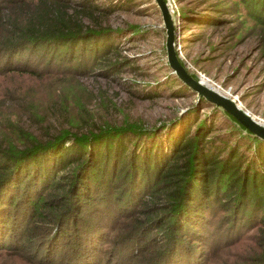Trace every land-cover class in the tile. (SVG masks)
<instances>
[{"label": "trees", "instance_id": "trees-1", "mask_svg": "<svg viewBox=\"0 0 264 264\" xmlns=\"http://www.w3.org/2000/svg\"><path fill=\"white\" fill-rule=\"evenodd\" d=\"M101 1L0 0V107L24 121L0 135V264H208L213 257L264 264V158L257 152L247 160L236 145L210 136L213 122L198 109L180 131L167 132L165 144L139 120L82 119L76 130L79 122L65 115L47 128L32 102L35 82H49L82 108L68 85L95 71L118 74L126 63L110 58L119 30L94 18L114 8ZM245 3L264 28V0ZM215 12L204 25L219 20ZM217 108L233 129L260 142ZM56 109L66 110V99L46 112ZM137 135L152 138L157 152L138 159L131 148ZM252 229L255 250L236 247Z\"/></svg>", "mask_w": 264, "mask_h": 264}, {"label": "rangeland", "instance_id": "rangeland-1", "mask_svg": "<svg viewBox=\"0 0 264 264\" xmlns=\"http://www.w3.org/2000/svg\"><path fill=\"white\" fill-rule=\"evenodd\" d=\"M111 1L114 5L112 11L95 12L94 18L97 17L105 26L119 30L112 34L115 47L110 58L126 63L118 74L95 71L92 75L76 78L77 83L68 85L73 87L82 108L71 102V98L63 97L61 91H55L49 82H35L37 84L33 86L36 90L33 92L32 102L38 113L46 117L44 121L48 123L47 128L51 129L52 124H62L60 119L65 118V115L66 118L79 122L75 125L76 130L82 126V119L97 122L101 119L117 124L123 119L139 120L144 128L157 129V139L160 137L165 144L167 132L180 131L184 117L188 115L186 122L189 123L194 116L192 110L196 112L198 109V117L205 119L207 125L213 122L217 129H213L210 136L219 134V140L227 141L230 146L236 145L247 160L254 158L256 161L257 152L264 158L263 139L256 136L260 140L257 143L244 130L233 129L220 109L210 106L206 101L200 104L195 92L182 84L171 71L166 62L165 33L155 1ZM167 2L174 24V48L188 74H194L209 87L233 100L254 120L264 123V28L250 20L245 0ZM106 3L103 0L98 4L104 6ZM213 10H216L219 20H210L213 22L211 25H204L205 18ZM180 11H186L187 17H182ZM196 18L201 20L202 25L193 21ZM131 65L135 66L134 70ZM2 84L3 82L0 86ZM136 89L155 95L143 99L138 97L140 93L132 91ZM64 99L66 110L46 112V108L53 102L60 105ZM13 100L18 102L15 98ZM7 101L6 106H10L12 100L8 98ZM22 122L24 121L16 114L10 113V108L0 107V135L9 130L10 123ZM64 126L69 127L67 123ZM6 128V131H1ZM151 141L152 138L141 135L131 138V148L138 159L144 154L151 155L152 148L157 152ZM156 146L159 149V145ZM126 147L129 151L130 147ZM140 149L143 150L142 155ZM254 231L252 229L247 233L250 236L242 238L236 247L245 249L247 245H251L252 250H255L254 241H251L254 240ZM110 246L109 243L104 248ZM221 257L224 258L222 255ZM217 263L215 257L208 262Z\"/></svg>", "mask_w": 264, "mask_h": 264}, {"label": "water", "instance_id": "water-1", "mask_svg": "<svg viewBox=\"0 0 264 264\" xmlns=\"http://www.w3.org/2000/svg\"><path fill=\"white\" fill-rule=\"evenodd\" d=\"M160 12L162 25L165 33L164 48L166 52V62L176 78L195 92L197 97H202L205 101L221 108L232 116L240 125L255 136L264 140V125L254 120L248 113L242 110L233 100L209 87L199 78L194 79L180 64L174 48V24L165 0H154Z\"/></svg>", "mask_w": 264, "mask_h": 264}, {"label": "built area", "instance_id": "built-area-1", "mask_svg": "<svg viewBox=\"0 0 264 264\" xmlns=\"http://www.w3.org/2000/svg\"><path fill=\"white\" fill-rule=\"evenodd\" d=\"M166 3H167V5H169L168 2H167V0H166Z\"/></svg>", "mask_w": 264, "mask_h": 264}, {"label": "bare ground", "instance_id": "bare-ground-1", "mask_svg": "<svg viewBox=\"0 0 264 264\" xmlns=\"http://www.w3.org/2000/svg\"><path fill=\"white\" fill-rule=\"evenodd\" d=\"M260 124L264 125V123H260Z\"/></svg>", "mask_w": 264, "mask_h": 264}]
</instances>
